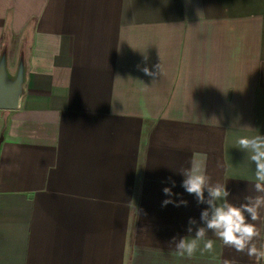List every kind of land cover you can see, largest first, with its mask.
<instances>
[{"label":"crops","instance_id":"1","mask_svg":"<svg viewBox=\"0 0 264 264\" xmlns=\"http://www.w3.org/2000/svg\"><path fill=\"white\" fill-rule=\"evenodd\" d=\"M4 37L29 75L0 110V264H256L210 232L192 258L171 241L203 226L191 160L230 202L256 194L236 141L264 135V0H0ZM171 181L186 206L162 207Z\"/></svg>","mask_w":264,"mask_h":264},{"label":"clouds","instance_id":"2","mask_svg":"<svg viewBox=\"0 0 264 264\" xmlns=\"http://www.w3.org/2000/svg\"><path fill=\"white\" fill-rule=\"evenodd\" d=\"M156 71L144 67L142 71L150 76L157 77L163 74L162 64L154 65ZM115 114V113H114ZM237 148L246 153L251 164H254L253 191L255 195H247L244 202L234 204L228 200L230 192L225 183H212L201 162L191 160L190 166L180 171L183 176L181 187L190 195H194L198 204H205L200 213L203 226L196 227L194 236L181 237L178 241L172 238L175 244V252L181 257L192 258L197 252L201 255L213 253L215 240L209 238L208 233L222 242L225 247L233 249L237 253H244L254 258L256 264L264 262V243L257 244L261 236L257 221L261 220V212L264 210V135L258 133L253 136H241L236 141ZM172 187L162 189L167 199L162 201V207L173 204L176 207L186 206L183 199L174 200L173 193L175 181H171ZM207 193V195H205ZM196 220L189 218L187 231L193 232ZM202 245V246H201ZM223 264H239L236 259H225Z\"/></svg>","mask_w":264,"mask_h":264},{"label":"water","instance_id":"3","mask_svg":"<svg viewBox=\"0 0 264 264\" xmlns=\"http://www.w3.org/2000/svg\"><path fill=\"white\" fill-rule=\"evenodd\" d=\"M12 42L5 38L0 48V110L14 111L22 107L29 75L28 42L18 48L14 67L11 65Z\"/></svg>","mask_w":264,"mask_h":264},{"label":"rangeland","instance_id":"4","mask_svg":"<svg viewBox=\"0 0 264 264\" xmlns=\"http://www.w3.org/2000/svg\"><path fill=\"white\" fill-rule=\"evenodd\" d=\"M23 37H25V36H23ZM4 39H5V37H4ZM10 41H11V40H10ZM11 42H12V41H11ZM21 42H22V41H21ZM20 44H21V43H19V42H18V44L16 45V46H17V48H19V47H20ZM11 65H12V67H14V64H11Z\"/></svg>","mask_w":264,"mask_h":264}]
</instances>
